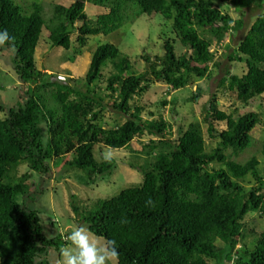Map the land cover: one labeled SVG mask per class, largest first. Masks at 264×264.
Masks as SVG:
<instances>
[{"label":"trees","instance_id":"1","mask_svg":"<svg viewBox=\"0 0 264 264\" xmlns=\"http://www.w3.org/2000/svg\"><path fill=\"white\" fill-rule=\"evenodd\" d=\"M73 1L70 7L55 5L47 24L40 4L0 0V31L12 38L4 46L15 48L14 71L32 85L22 105L0 108V264H48L39 260L68 245L61 235H44L26 184L32 173L45 177L50 162L72 154L68 165L86 172L93 184L111 176L117 166L114 159L98 158L97 147L127 149L144 136L150 140L136 152L144 156V164H128L143 174L142 184L100 199L82 212L74 209L92 235L116 241L118 264H264V231L255 235L251 246L238 247L246 217L264 214V128L261 142L252 137L257 114L228 115L214 98L206 122L209 138L216 142L208 150L199 122L172 139L171 125L163 116L149 112L146 117L145 107L135 104L156 82L178 91L191 84L193 76L203 78L216 59L211 52L215 40L244 26L234 20L233 11L252 5L262 12L236 48L246 72L228 73L221 84L228 81L245 106L264 96V0ZM87 4L107 12L91 21ZM221 6L233 11L223 12ZM136 9L141 15L171 20L173 34L188 50L177 55L175 41L166 39L164 55L144 58L146 68L137 73L116 46H100L83 78L84 87L75 78L38 70L35 54L44 29L53 46L68 51L75 33L83 47L91 36H109L134 22ZM109 66L103 88V70ZM106 109L125 116L126 122L115 128L101 125ZM214 122L226 128L217 130ZM23 165L29 170L19 176ZM148 198L154 207L145 206Z\"/></svg>","mask_w":264,"mask_h":264},{"label":"rangeland","instance_id":"2","mask_svg":"<svg viewBox=\"0 0 264 264\" xmlns=\"http://www.w3.org/2000/svg\"><path fill=\"white\" fill-rule=\"evenodd\" d=\"M14 1L40 4L43 19L47 24L53 19L55 5L70 7L74 2L73 0ZM221 10L223 12L233 11L227 6H221ZM105 12L107 10L92 4H87L85 9L91 21H96L97 17ZM261 12L256 5L243 9L239 13L233 11L234 20H242L244 26L237 32L233 30L223 32L215 40L211 52L215 53L216 59L213 64L209 65V72L203 78L193 76V82L185 89L178 91H174L164 82H156L146 93L136 97L135 104L145 107L144 116L147 117L149 112H153L156 117L163 116L171 125L172 139L181 137L190 124L199 122L204 131L208 150H211L215 147L216 141L209 138L206 115L211 101L216 98L219 110L228 115L238 117L249 112L256 113L259 124L253 130L252 137L256 142H261L264 128V96L253 99L248 106H245L238 100L237 94L229 89L228 81L221 84L228 73L242 76L246 72L244 65L237 61L236 48ZM136 14H139L137 9ZM172 24L171 20H167L162 15L139 14L134 22L127 23L109 36H91L83 47L77 42L79 34L75 33L71 37L72 45L68 51L53 46L49 41V31L44 29L35 54L37 68L49 74L53 73L57 78H75L80 86L84 87L83 78L89 70L93 53L100 46L112 44L130 58L135 72L142 73L147 65L144 58L150 57L152 60L156 56L164 55L163 45L166 39L175 41L177 55H182L188 50L184 49L176 39ZM15 57L14 47L0 45V108L9 109L22 105L28 99L27 94L32 89L31 84L24 83L16 75L13 67ZM230 58L233 59L230 60ZM110 72V66L103 70V88L106 86V78ZM199 89L201 93L197 95ZM195 95L198 98H195ZM0 116L3 117V114L0 113ZM126 120L125 116L110 109L103 111L100 116V124L107 128L118 127ZM214 126L217 130L226 128L225 123L214 122ZM149 140V136L139 137L127 149L114 150L104 146L97 147L98 158L114 159L117 166L111 176L93 184L90 183L86 172L68 165L74 160L72 154L50 162L51 172L45 177L32 173V177L26 184L30 187V196L33 197L31 199L32 209L39 213L44 235L47 238L61 235L63 240L67 241V235L72 228L84 225L79 222L80 216L76 214L75 208L82 212L100 199L113 198L123 190L141 185L143 174L129 167L128 164L133 161L144 164V156H139L136 152L142 151ZM28 170V166H21L19 176ZM251 180L253 181L251 185H253L254 180ZM244 224L243 239L238 247H241L243 243L251 246L255 235L264 231V214H250L246 217ZM92 236L94 239L105 242L103 238ZM67 244L69 246L70 242L67 241ZM44 260L48 264H61L62 256L60 251L52 249L39 262ZM111 264H118L117 259ZM209 264H216V261H210Z\"/></svg>","mask_w":264,"mask_h":264},{"label":"clouds","instance_id":"3","mask_svg":"<svg viewBox=\"0 0 264 264\" xmlns=\"http://www.w3.org/2000/svg\"><path fill=\"white\" fill-rule=\"evenodd\" d=\"M11 39L6 30L0 31V45ZM145 206L154 207V201L148 198ZM67 241L70 245L60 249L61 264H111L119 255L115 240L101 242L94 239L90 230L84 225L72 228L67 235Z\"/></svg>","mask_w":264,"mask_h":264}]
</instances>
